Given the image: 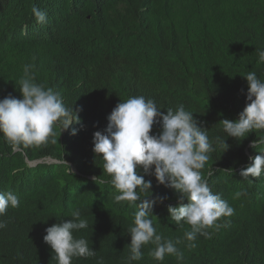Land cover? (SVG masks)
Instances as JSON below:
<instances>
[{
    "label": "trees",
    "instance_id": "1",
    "mask_svg": "<svg viewBox=\"0 0 264 264\" xmlns=\"http://www.w3.org/2000/svg\"><path fill=\"white\" fill-rule=\"evenodd\" d=\"M33 6L46 11L45 23H37ZM257 50H264V0H0V100L22 99L18 81L24 66L34 65L35 82L59 93L80 119L60 137L56 126L57 143L15 153L0 133V192L19 199L0 217L7 222L0 229V264H57L45 229L72 219L75 209L88 227L74 237L96 255L71 264H128L138 208L115 200L119 193L93 152V134L106 129L118 103L135 96L153 100L165 114L180 105L193 113L215 148L203 178L234 214L188 241L190 226L169 219V205L181 203L178 194L140 168L152 183L147 199L156 201L149 217L156 234L171 240L183 259H153L150 242L131 264H264V173L239 176L264 145L250 146L255 132L242 141L226 137V151L217 139L225 136L219 122L237 119L248 103L243 75L254 71L264 81ZM160 131L157 123L150 134Z\"/></svg>",
    "mask_w": 264,
    "mask_h": 264
},
{
    "label": "clouds",
    "instance_id": "2",
    "mask_svg": "<svg viewBox=\"0 0 264 264\" xmlns=\"http://www.w3.org/2000/svg\"><path fill=\"white\" fill-rule=\"evenodd\" d=\"M32 12L37 23L46 22V11L33 6ZM257 55V66L264 64V50H257ZM33 68L34 65H25L24 74L18 81L22 99L9 95L0 100V133L13 153L48 142L57 143L55 128L58 124L62 126L60 137L62 131L80 123L74 109L70 111L64 106L59 93L35 82ZM243 77L248 85V103L237 119L219 122L225 136L217 139L222 141L224 151L229 147L226 137L242 141L252 132L256 133L257 139L250 146L255 149L264 145V81L254 71L247 72ZM72 112H75V118ZM107 120L106 129L93 134V152L103 162V174L111 177L110 183L119 193L115 200L136 204L138 208L134 226L129 228L128 264L141 260V248L150 242L156 245L149 253L153 259L163 261L166 255L183 259V254L171 240L161 242L162 237L156 234L153 221L149 218L156 201L147 199L152 194V183L139 175L137 170L142 168L145 174L154 175L158 184L178 194L181 203L177 207L169 205V219L176 225L182 226L183 222L190 226V230L185 232L188 241H194L198 234L208 235V228L218 230L223 225L217 221L221 217L232 216L234 209L219 194L213 193L203 178L201 170L205 168L210 153L215 151L208 131L198 126L193 113L186 111L183 105L175 111L169 108L165 114L153 100L143 96L121 101ZM157 123L161 126L160 133L150 134ZM71 134L76 135L77 129L73 128ZM258 152L255 157H249L250 163L240 170V177L259 178L264 173V148ZM141 194H144L143 198ZM239 196L237 192L234 198ZM163 199L159 198L160 202ZM185 199L188 201L186 204L182 203ZM18 206L16 194L0 192V217L9 207ZM71 216L72 219H64L45 229L43 240L55 253L57 264H71L73 258L96 255L84 238L74 237V232L88 227L81 210H73ZM6 223L0 220V229H4Z\"/></svg>",
    "mask_w": 264,
    "mask_h": 264
},
{
    "label": "rangeland",
    "instance_id": "3",
    "mask_svg": "<svg viewBox=\"0 0 264 264\" xmlns=\"http://www.w3.org/2000/svg\"><path fill=\"white\" fill-rule=\"evenodd\" d=\"M48 162H51L50 160H48Z\"/></svg>",
    "mask_w": 264,
    "mask_h": 264
}]
</instances>
